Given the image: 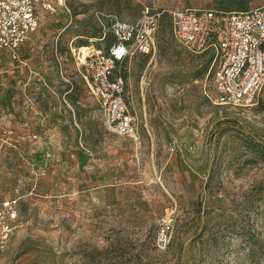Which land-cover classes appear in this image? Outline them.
<instances>
[{"label": "rangeland", "instance_id": "obj_1", "mask_svg": "<svg viewBox=\"0 0 264 264\" xmlns=\"http://www.w3.org/2000/svg\"><path fill=\"white\" fill-rule=\"evenodd\" d=\"M261 6L53 0L40 12L17 57L0 59V197L20 199L0 264H264V84L252 106L216 104L217 63L179 44L169 15ZM145 8L161 13L155 50L120 66L139 131L128 139L109 128L73 54L106 51L111 26Z\"/></svg>", "mask_w": 264, "mask_h": 264}, {"label": "built area", "instance_id": "obj_2", "mask_svg": "<svg viewBox=\"0 0 264 264\" xmlns=\"http://www.w3.org/2000/svg\"><path fill=\"white\" fill-rule=\"evenodd\" d=\"M53 0H0V59L17 57L20 47L37 29L40 12L52 10ZM175 40L195 54L209 51L217 68L212 77L213 101L218 105L249 107L257 102L264 84V6L241 12L185 9L169 12ZM161 13L145 8L138 20L115 22L114 42L106 51L80 48L73 54L109 128L128 139L139 136L135 118L124 97L120 66L133 51L155 50L153 31ZM20 199L0 197V239L19 225ZM166 228L169 225L163 220ZM160 242L165 230L161 229Z\"/></svg>", "mask_w": 264, "mask_h": 264}, {"label": "trees", "instance_id": "obj_3", "mask_svg": "<svg viewBox=\"0 0 264 264\" xmlns=\"http://www.w3.org/2000/svg\"><path fill=\"white\" fill-rule=\"evenodd\" d=\"M251 196H252V197H251L252 199L255 198V197H257V198L259 197V199L262 198V196H258L257 194H253V195H251ZM263 199H264V197H263ZM249 203H250V201H249Z\"/></svg>", "mask_w": 264, "mask_h": 264}, {"label": "crops", "instance_id": "obj_4", "mask_svg": "<svg viewBox=\"0 0 264 264\" xmlns=\"http://www.w3.org/2000/svg\"><path fill=\"white\" fill-rule=\"evenodd\" d=\"M204 10V9H203ZM208 10H212V9H208ZM216 11V10H215ZM247 11V10H246ZM241 12V11H240Z\"/></svg>", "mask_w": 264, "mask_h": 264}]
</instances>
